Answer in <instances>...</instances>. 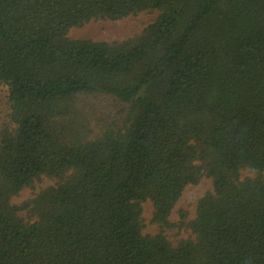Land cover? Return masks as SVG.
<instances>
[{"label": "trees", "instance_id": "1", "mask_svg": "<svg viewBox=\"0 0 264 264\" xmlns=\"http://www.w3.org/2000/svg\"><path fill=\"white\" fill-rule=\"evenodd\" d=\"M155 12L132 40L68 37ZM0 85V264H264V0H0Z\"/></svg>", "mask_w": 264, "mask_h": 264}, {"label": "rangeland", "instance_id": "2", "mask_svg": "<svg viewBox=\"0 0 264 264\" xmlns=\"http://www.w3.org/2000/svg\"><path fill=\"white\" fill-rule=\"evenodd\" d=\"M158 13H143L138 16L129 17L121 21H102L91 22L81 28H74L69 32L68 37L73 40H90L97 42H123L135 39L147 27L155 22ZM7 89L0 85V130L5 127L8 121L9 104L7 98ZM101 114L109 122L119 121L122 117L121 108L117 103L112 102L108 98H100L93 102ZM243 178H255V173L250 170L242 171ZM56 181L49 178H41L33 189H26L20 193L18 197L12 200V203L21 206L24 202L35 198L41 191L54 187ZM212 191V182L210 179L204 178L198 185L189 186L184 191L180 201L175 207L171 219L174 222L179 221L180 211L188 213L189 220L195 216V208L197 201L206 193ZM153 214V206L150 202L143 204V219L145 224L144 235H156L158 228L151 224ZM20 216L25 218L26 213H20ZM171 242L186 239L190 237L188 230H172L167 233Z\"/></svg>", "mask_w": 264, "mask_h": 264}]
</instances>
